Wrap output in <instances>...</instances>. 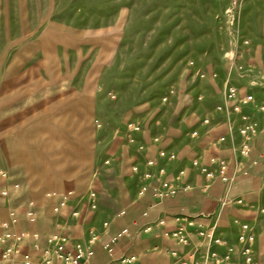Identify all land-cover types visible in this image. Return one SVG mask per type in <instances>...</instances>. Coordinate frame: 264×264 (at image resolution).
<instances>
[{
	"label": "rangeland",
	"instance_id": "obj_1",
	"mask_svg": "<svg viewBox=\"0 0 264 264\" xmlns=\"http://www.w3.org/2000/svg\"><path fill=\"white\" fill-rule=\"evenodd\" d=\"M26 60L36 67L20 66ZM2 82L12 91L34 86L37 107L51 108L58 151L70 153L73 144L84 164L102 149L123 151L126 166L118 173H97L80 190L60 192L97 190V210L84 209V219L112 222L130 213L136 187L128 157L137 148L139 156H152L158 146L174 152L195 177L200 174L187 157H195L197 145H208L227 162L230 181L219 210L184 215L246 220L254 232V264H264V112L257 110L264 105V0H0ZM225 82L254 99L246 111L258 134L245 160L235 152L239 138L228 119L215 112L227 105ZM131 123L140 127L134 146L127 143ZM219 136L225 143L213 146ZM108 183L121 195L106 196ZM235 195L245 196L250 207L221 204ZM227 230L235 243V227ZM106 253L109 264H120L118 252Z\"/></svg>",
	"mask_w": 264,
	"mask_h": 264
},
{
	"label": "crops",
	"instance_id": "obj_2",
	"mask_svg": "<svg viewBox=\"0 0 264 264\" xmlns=\"http://www.w3.org/2000/svg\"><path fill=\"white\" fill-rule=\"evenodd\" d=\"M26 62H29V60H26L25 64L20 66L36 67L35 64L31 65ZM0 88V171L7 173L6 180L0 179V189H5L8 193L7 198L0 202V221L9 223L10 214L15 213L18 221L16 224L10 225L9 229L18 234L36 233L43 242L55 230L56 218L51 207L56 204L58 193L69 186L80 190L81 187L85 186L84 182L93 178L97 173L104 176H107L109 171L118 173L126 166L123 151L120 150L111 155L106 149H102V151H99V157L96 159L94 157L89 163L86 161L85 164L76 158L73 144L70 146V153L64 154L62 150L58 151L61 142L53 140L56 138V133H54V136L51 134V108L37 107L34 86L30 84L17 91H12L2 82ZM245 112L247 111L245 110ZM217 114L220 115L221 113ZM226 125V123L220 125L217 129L219 133L223 130L226 132ZM214 130L215 134L216 129ZM216 138L214 137V139ZM53 143L56 147H53ZM207 146L197 145L198 149L195 150L193 156L201 157L203 162H208L214 157H220V154L213 152V149L211 151L210 149L206 150L209 147ZM158 148L160 147L156 148L152 156H145H155ZM133 153L135 154L134 158L132 154L128 157L129 160L131 158L130 166L135 163V158L138 159L137 162L141 165L144 155L139 156L135 151ZM187 159L190 162L191 157H187ZM105 161L108 163L104 164ZM181 163L182 159L179 157L178 161L167 166V170L175 172L177 169L183 168L180 166ZM129 179L135 182L136 187L130 213L118 217L112 222L110 221L109 228L93 246V255L81 264H109V257L103 249L102 243L121 228H127L129 236L119 239L113 245L116 254L117 252L120 254L119 258L134 256L136 261L133 264H171L168 255L153 251L152 247L154 245L169 246L173 249H178V247L171 241L156 240L150 235L143 234L142 227L154 221L161 214L166 215L169 228H171L175 216L184 215L185 213L195 215L206 211L215 212L220 208L218 198L225 189V184L215 180L210 185L208 193L204 194L200 190V185L203 182L202 176L195 175L193 177L191 174L189 177L187 175V181L192 185L191 190L179 192L176 196L167 200L154 202L148 194L139 198L137 195L138 179L130 175ZM110 180L112 179L109 178L105 183L110 182ZM107 189L106 196L117 197L121 195V192L116 190L115 186H110L109 183ZM235 197H241L243 201H246L245 196L235 195ZM150 203H154V207L144 216L143 213ZM244 204L248 207L251 205L247 201ZM28 212L32 213L33 222L27 220ZM233 218L237 217L233 216ZM233 218L224 223L216 217L217 230L229 242L234 241L228 237L227 230V228L234 227L232 225ZM84 220L87 223L85 227H82L81 223L72 226L70 231L74 236H79L82 231H85L87 225H92L97 231H101V222L104 220L96 222L91 217ZM197 222H203V220L198 219ZM204 222V224L212 223L207 219H204ZM220 227H223L224 230ZM2 232L3 230L0 228V234ZM22 251L33 256L37 254L28 242L22 245Z\"/></svg>",
	"mask_w": 264,
	"mask_h": 264
},
{
	"label": "built area",
	"instance_id": "obj_3",
	"mask_svg": "<svg viewBox=\"0 0 264 264\" xmlns=\"http://www.w3.org/2000/svg\"><path fill=\"white\" fill-rule=\"evenodd\" d=\"M203 77V75H202ZM223 97L227 105L215 107L216 113H222L228 119L229 129L236 132L239 142L235 152L240 159H247L250 154L252 141L258 134V124L245 110L254 105L251 94H240L239 89L227 82L223 84ZM173 91L169 90L162 98V102H167ZM264 112V105L257 108ZM204 126L209 124V119H203ZM99 126V125H98ZM127 143L133 145L136 139L133 134L140 132V127L136 123H131L127 127ZM198 133L193 131L191 137H196ZM153 143L159 144V137L154 138ZM225 136L215 139L213 146L223 144ZM141 149L135 151L138 152ZM135 163L130 166L129 175L136 177L139 182L137 195L139 198L148 194L154 202L170 199L179 192H187L192 189V185L187 181L185 168H179L175 172H169L167 166L179 160L177 154L158 148L156 155L146 157L144 154L142 164ZM108 162L105 161L104 164ZM190 168L202 176L203 182L200 185L202 193L207 194L210 185L215 179L223 184H228L227 162L222 158H211L208 162H203L201 157H194L190 160ZM7 173L0 171V179L6 180ZM8 193L5 189H0V202L5 200ZM57 202L52 207V213L56 220L54 231L50 233L43 242L35 233H15L11 231L10 225L18 221L15 213H11L9 223L0 221V264H81L93 255V246L100 240L104 232L109 228L110 221L101 222V231L90 225L82 231L79 236L71 233L72 226L81 223L85 227L86 220L82 211L94 213L98 207V198L95 188L88 187L84 192L68 190L57 196ZM221 204L233 206H243L241 197H229L221 200ZM154 203L147 206L143 213L153 209ZM120 211L118 216L123 215ZM264 214V208L260 209ZM194 218L187 215H178L173 218L171 228L165 214L159 215L154 221L142 227L145 235H150L153 239H163L173 242L178 249L169 246L154 245L153 251L162 252L171 259V264H254L253 260V227L247 221L233 218L232 225L236 229L235 243L229 242L217 230V221L204 224V219ZM202 219L203 222H197ZM27 220L33 222L32 213H27ZM129 236L127 228H121L102 243L103 249L110 252L113 245L121 238ZM29 243L32 249L37 252L35 256L23 252L22 245ZM120 264H133L136 261L134 256L122 257L118 259Z\"/></svg>",
	"mask_w": 264,
	"mask_h": 264
}]
</instances>
